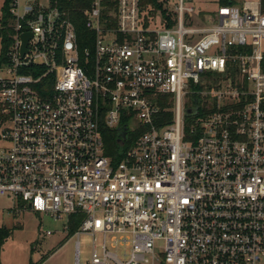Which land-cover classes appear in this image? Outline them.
Segmentation results:
<instances>
[{
	"label": "built area",
	"instance_id": "1",
	"mask_svg": "<svg viewBox=\"0 0 264 264\" xmlns=\"http://www.w3.org/2000/svg\"><path fill=\"white\" fill-rule=\"evenodd\" d=\"M186 1L93 0L83 47L57 0L10 3L0 197L81 213L74 264L81 234L86 264H264V12ZM102 121L141 130L116 163Z\"/></svg>",
	"mask_w": 264,
	"mask_h": 264
},
{
	"label": "rangeland",
	"instance_id": "2",
	"mask_svg": "<svg viewBox=\"0 0 264 264\" xmlns=\"http://www.w3.org/2000/svg\"><path fill=\"white\" fill-rule=\"evenodd\" d=\"M25 0H19L22 7ZM247 1L234 0L241 5ZM3 0H0V7ZM218 0H187L185 6L193 7L194 21L202 25L196 12L207 14L216 7ZM1 47V36H0ZM138 120L130 121L129 129L132 130ZM23 203L12 197H0V227H6L10 235L4 240L0 249V264H28L29 260L37 261L43 255H49L42 264H74L75 241L77 236L68 237L63 225L66 218L53 219L44 214H36L21 208ZM50 234L47 235L46 232ZM79 262L86 264L91 252V238L85 234L78 237Z\"/></svg>",
	"mask_w": 264,
	"mask_h": 264
},
{
	"label": "trees",
	"instance_id": "3",
	"mask_svg": "<svg viewBox=\"0 0 264 264\" xmlns=\"http://www.w3.org/2000/svg\"><path fill=\"white\" fill-rule=\"evenodd\" d=\"M112 0H104L105 3L113 4ZM12 0H3L0 7V36H1V47H0V62L5 58V52L9 46L11 39V31L5 25L8 23L10 14L9 7ZM93 0H57V4L65 9L69 13V17L74 24L78 42L80 47L87 45L91 42V33L84 26V17L82 10L86 7L91 6ZM217 4L229 5L235 4L234 0H218ZM140 5L146 8L148 15L162 8L161 2L159 0H140ZM261 9L264 12V0H260ZM203 14H201L202 16ZM103 118V117H102ZM100 131L104 143L105 154L110 156L114 163L118 162L121 157V151L126 150L131 146L141 132V130L128 132L123 126L121 129L109 128L104 125L103 121L100 124ZM129 133V136H128ZM127 134V135H126ZM82 215L81 213H75L69 215L67 235L71 237L76 229L78 228ZM10 235L9 229L6 227H0V249L4 240ZM49 255H43L37 261L29 260L28 264H42Z\"/></svg>",
	"mask_w": 264,
	"mask_h": 264
},
{
	"label": "water",
	"instance_id": "4",
	"mask_svg": "<svg viewBox=\"0 0 264 264\" xmlns=\"http://www.w3.org/2000/svg\"><path fill=\"white\" fill-rule=\"evenodd\" d=\"M31 37L30 33H23L21 35L22 45H21V53L23 54L26 51V44L28 39ZM189 112V111H187Z\"/></svg>",
	"mask_w": 264,
	"mask_h": 264
}]
</instances>
